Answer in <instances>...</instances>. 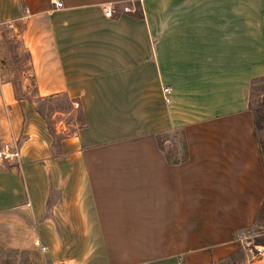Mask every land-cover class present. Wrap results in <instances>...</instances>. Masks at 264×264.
I'll list each match as a JSON object with an SVG mask.
<instances>
[{
  "label": "crops",
  "instance_id": "crops-1",
  "mask_svg": "<svg viewBox=\"0 0 264 264\" xmlns=\"http://www.w3.org/2000/svg\"><path fill=\"white\" fill-rule=\"evenodd\" d=\"M59 1L0 0L27 53L18 82L0 72L1 143L19 153L0 161V217L22 247L45 264H220L242 251L264 264L234 237L264 196L248 109L264 0H139L140 19L103 14L133 0ZM56 98L69 107L48 130L36 105ZM179 129L188 157L168 164L155 134Z\"/></svg>",
  "mask_w": 264,
  "mask_h": 264
},
{
  "label": "rangeland",
  "instance_id": "rangeland-1",
  "mask_svg": "<svg viewBox=\"0 0 264 264\" xmlns=\"http://www.w3.org/2000/svg\"><path fill=\"white\" fill-rule=\"evenodd\" d=\"M16 35L17 33L12 31V28H9V26L0 25V72L1 69H4L2 71L3 74L12 73V79L18 82L17 78L20 72L27 68L25 65L27 53ZM15 95L19 96L20 92L15 90ZM62 102L61 98H56L44 100L43 104L40 103L44 119L51 122L49 115L52 109L56 108L57 105H59V109H64ZM259 103L264 106L263 79L254 82L248 92V104L254 107ZM1 128L0 126V146L2 145ZM176 137L173 138L174 142L178 140ZM168 142L169 139H167L166 144ZM262 145L264 157V133ZM23 237H27V235H23ZM236 237H240L241 239L238 242L241 249L248 248L253 252V245H264V224L262 227H250L249 229L241 230L236 233ZM20 238V232L15 220L8 217H0V264H45L34 250L22 247L23 244L20 243ZM242 252L236 253L230 264H243Z\"/></svg>",
  "mask_w": 264,
  "mask_h": 264
},
{
  "label": "trees",
  "instance_id": "trees-1",
  "mask_svg": "<svg viewBox=\"0 0 264 264\" xmlns=\"http://www.w3.org/2000/svg\"><path fill=\"white\" fill-rule=\"evenodd\" d=\"M114 6H115V9L112 10L111 15L115 16L119 13H123L131 17H134L136 19L142 18V11H141L139 0L123 1V2L116 3ZM262 79L264 80V75L253 79L251 82V85L254 82L258 80H262ZM63 100H64L63 107L68 108L69 107L68 100L66 98H64ZM56 108H59V107H56ZM248 109L251 114L252 127L254 130L255 137L257 139L260 159H261V165L264 171V157H263V145H262V136L264 133V106L261 103L257 104L254 107H251L248 104ZM36 110L42 117H44L41 107L36 105ZM45 122H46L48 130H50L49 121L45 119ZM175 136H177L176 137L178 139L177 142H174L173 140ZM167 139H169V142L166 144ZM155 141H156L157 148L162 153L164 160L168 164H176V163L184 162L187 159L188 153L186 149L184 133L182 130L179 129V130H175L174 132L173 131L172 132L171 131L157 132L155 134ZM263 224H264V196L261 200L256 217L254 219V222L252 226L250 227H262ZM249 228H245L244 230L249 229ZM234 237H236V234H234ZM234 256L235 255H231L229 257L221 259L220 264L232 263Z\"/></svg>",
  "mask_w": 264,
  "mask_h": 264
},
{
  "label": "built area",
  "instance_id": "built-area-1",
  "mask_svg": "<svg viewBox=\"0 0 264 264\" xmlns=\"http://www.w3.org/2000/svg\"><path fill=\"white\" fill-rule=\"evenodd\" d=\"M54 8L61 7V2L59 0H52ZM103 14L105 16H111L112 9L110 5H106L103 7ZM162 98L164 102H169V95H170V89L168 87H163L161 89ZM18 146L16 142H3L0 146V161H5L7 163L13 162L18 158ZM236 240L240 242V237H236ZM41 250L44 248L41 247ZM253 253L256 255H264V245H253ZM66 264H72V263H66Z\"/></svg>",
  "mask_w": 264,
  "mask_h": 264
}]
</instances>
